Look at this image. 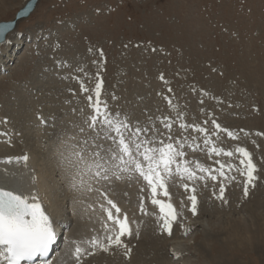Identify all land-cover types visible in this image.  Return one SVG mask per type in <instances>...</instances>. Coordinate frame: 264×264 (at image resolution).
Instances as JSON below:
<instances>
[{
  "label": "rangeland",
  "instance_id": "1",
  "mask_svg": "<svg viewBox=\"0 0 264 264\" xmlns=\"http://www.w3.org/2000/svg\"><path fill=\"white\" fill-rule=\"evenodd\" d=\"M24 1L0 0V21L10 20ZM16 32L17 48H7L13 59L5 57L6 68L0 70V146L8 142L15 155L34 146L48 170L68 174L55 187L60 186L57 198L66 205L74 196L68 186L71 174L82 166L70 168L68 160L75 159L72 153L87 138L79 128L86 127L88 97H94L96 84L101 83V99L112 111H119L120 118L126 115L146 126L151 118L163 133L159 139L167 142L161 121L168 117L175 121L177 139L187 137L191 143V137H196L199 149L193 152L186 145V159L199 161L217 175V180L207 174L205 180L173 177V193L170 182L168 192L176 201L178 215L171 234L166 235L152 216L148 219L149 210L144 214L149 222L148 240L143 243L146 253L142 254L138 240L131 243V252L140 250L141 257L151 261L150 252L161 246L156 239L160 236L165 249L162 261L168 264H264V0H39ZM212 120L235 138L216 129ZM181 122L208 128L213 144L232 151L233 156L208 152L204 134L190 129L189 137V131L179 129ZM236 147L247 149L256 165L254 186L249 185L247 195V177L237 171L244 166ZM85 155L91 162L90 150ZM217 160L235 167H226L221 177ZM86 170L77 171L93 182L86 191L101 188L114 197L113 191L123 185L130 200L134 182L133 191L138 188L134 201L139 194L144 199L148 196L123 172L108 173L113 191L106 188L107 192L102 187L106 182L94 181ZM82 185L75 187L80 186L79 193L85 191ZM193 187L195 214L189 211L188 200ZM92 196L95 193L86 194ZM70 217L65 212L67 221ZM236 233L241 241L233 239ZM250 236L252 242L242 238Z\"/></svg>",
  "mask_w": 264,
  "mask_h": 264
},
{
  "label": "snow or ice",
  "instance_id": "2",
  "mask_svg": "<svg viewBox=\"0 0 264 264\" xmlns=\"http://www.w3.org/2000/svg\"><path fill=\"white\" fill-rule=\"evenodd\" d=\"M81 87L83 91H88L83 84ZM94 93V97H88L90 112L84 120L86 127L79 128V131L87 138L82 141L79 151L72 153L75 159L68 160L69 167L79 168L80 165H84L91 168L94 166L95 175L105 180L109 178L108 173L113 168L122 172L137 173L138 178L145 182V187L150 189L151 203L159 206L160 215L157 220L163 221L162 229L171 234V222L176 220L178 214L171 202L166 203L156 198L158 190H163L164 196L168 197V184L175 176H179L182 181L185 178L193 181L205 180L204 174H207V178L217 180V175H213L210 168L205 167L199 161L193 162L186 159V145L193 152L199 149L196 137H191L189 130L194 129L197 133L204 134L203 142L208 152L227 157H232L233 152H225L223 148L216 147L209 137L208 128L199 124L181 122L179 129L189 131L192 142L188 143V138L183 136L177 139V134L173 132L175 121L168 117L161 121L166 130L167 142H165V139H159L163 133L155 126L151 118H149L150 126H146L139 121L132 122L126 115L120 118L119 111H112L107 101L101 99V83L96 84ZM177 116L183 120L182 113H178ZM212 124L216 129L227 133L229 137L235 138L233 132L226 128L222 129L215 120H212ZM89 150L91 163L85 155ZM235 152L240 154V164L244 166L243 169L238 168L237 171L247 177L244 184V194L247 195L249 185L254 186L256 165L247 149L236 147ZM22 159L27 161L28 157L24 156ZM216 163L219 164L216 172L221 177L225 176L226 167L229 170L235 167L231 163L224 164L219 160ZM197 169L201 173L199 176ZM120 178L116 175V179ZM231 179L234 180L235 177ZM33 181L35 182V177ZM182 186L186 190L189 188L187 183H182ZM191 192L193 194L189 199L192 212L195 214L197 197L194 193L196 189L193 187ZM223 193L224 187L221 184V198ZM105 199L109 207L104 209L107 213L106 220L102 224L104 235H93L87 239L72 241L74 248L71 254L75 257V264H81V257L84 254L92 255L96 249L108 252L113 247H123L126 256L131 251L122 239V237L133 234L127 214H123L121 218V209L111 199L107 197ZM101 207L104 206L101 205ZM140 210L147 214L143 200L140 203ZM56 238L52 214L46 210V205L39 192L25 193L0 187V264H33L35 257H47ZM89 248L92 251H89ZM41 264H52V261L45 259L41 261Z\"/></svg>",
  "mask_w": 264,
  "mask_h": 264
},
{
  "label": "bare ground",
  "instance_id": "3",
  "mask_svg": "<svg viewBox=\"0 0 264 264\" xmlns=\"http://www.w3.org/2000/svg\"><path fill=\"white\" fill-rule=\"evenodd\" d=\"M18 39L19 38L17 36V32H11L7 36L5 42L3 44H1L2 46H4L3 47L4 48L3 49L4 54L3 53L0 54V70L2 68L3 69L6 68V66L4 65V63L6 62L5 57L7 58V60L13 59V56L10 52H8V49H9V45H15L16 46L15 48H17ZM5 52H6V54H5ZM35 146H38V144ZM33 147L25 148L24 151L18 153L17 156H8V155L1 156L2 153H4L5 151H6V153L10 152V155H12L14 152L11 153V149L8 147V142H7V146H4V145L0 146V149H4V150H2V152H0V186L11 188V187H13V184H17V182L22 180V181H25L27 183V188L22 190L23 192L27 193L30 191H35V192L40 193L42 200L46 205L47 211L52 214L53 222L55 224H57L58 227L65 234V236L63 234V238H61V241H62V243H64V246H65V254L57 257V259L54 260V262L52 264H75V257L72 256V254H71L72 250L74 248L72 241H74V240L79 241V240L87 239L93 235H101V236L104 235V229H103L101 222H100L101 215H99L97 212H87L85 202L82 203L81 196H78V193H79L78 191L81 188H80V186H79L80 189L78 188L76 190V188H75L78 185V183L81 182L84 184V186L82 185L81 187H83L86 191V188L88 189V187H90L89 184L91 183L90 185H92L93 182L88 181L90 179L87 175L85 176V172H84V175L82 172L79 174H78V172H76L77 174H75V175L71 174V180L70 181L67 180V181H69L68 186H71V188H73V190H74L73 193H71L73 190L70 191V193L73 194L74 196L71 195V198L69 197V200L66 202V205H64V203H62V201H59V199L57 198V194L60 193L58 191V189H60L59 188L60 186L57 187L58 189H56L55 187L58 185V180L66 179L65 176H69V175L68 174L65 175L66 173L64 174L63 172H61L59 170L56 172L54 169L52 171H51V169L48 170L49 168L48 167L46 168L44 165V164H46V162L45 161L42 162V158L40 156H38V153H39L38 150L35 149L36 147H34V148ZM53 152H55V150ZM59 155H60V153H59ZM6 156H8V157H6ZM24 156L28 157L27 161L22 159ZM51 162H53V161H51ZM57 163H58V161H57ZM53 164L55 165V163H53ZM54 172H55V174H53ZM67 173H70V172H67ZM33 177H35V182L33 181ZM57 177H59V179H57ZM73 183L75 184V187H73L74 186ZM136 183H137V181H136ZM138 184L139 183H137V185ZM134 185H135L134 182H131V189H130L131 197H134V192L138 191V190H136L138 188L134 189L135 191H133ZM92 186H94V185H92ZM139 186L142 189V186L140 184H139ZM92 189H93V187H92ZM56 190L58 191L57 194H56ZM61 193H63L62 190H61ZM63 194H65V193H63ZM65 195H63V196H65ZM139 195H140L139 198L136 197V199H135V200H137L135 202H138L137 206H140L139 203H141V200H143L144 206L147 208V211H149V210L153 211L150 215L148 214L149 215L148 219H150V217L152 216L154 218L156 224H157V222L159 224H162L163 221L157 220L158 216H156L154 209H153V206H151L148 203L147 200H149V198L146 199V196H145V199H144L142 194H139ZM157 195L162 196L165 199L166 203L171 202L174 205L175 210H177L176 209V201L174 200V198H172L171 195H169L168 197H165L163 194V191L161 192V190H158ZM60 196H61V194L59 195V198L62 197V196L61 197ZM108 196H109L108 197L109 199H113L110 193ZM78 198H80L79 201L76 200ZM61 199H63V198H61ZM137 206H136V208H137ZM189 206L191 207V205H189ZM65 212H68V215L71 216L69 219L70 220L69 223H67L69 220L67 221L66 218H64ZM125 213L127 214L128 221H129V224L132 228L133 234L131 236L122 237V239H123L124 243L128 246L129 249H132L131 247H133L131 243H133V241L138 240L140 242V244L142 245L139 249H141V252L143 254L144 253L143 248L145 247V246L143 247V243L148 240L147 234L149 232L146 229V227L149 225V222H148V220H146V218H143L144 220L141 219V221H140V219L134 217V215L131 212L126 211L124 209H121V217H123V214H125ZM145 215H146V213H145ZM153 218H151V221H153ZM172 225H173V223H172ZM175 230H178V229H175ZM137 231H138V235H137ZM165 231L167 232L166 235L169 234V232L167 230H165ZM165 231L163 230L162 232H165ZM174 232H178V231H174ZM162 234H164V233H162ZM166 235H165V237L162 235L164 237V239H162V240L166 239ZM140 236H142V237H140ZM170 236L168 238H170ZM173 236H174V238H177L176 233H173L172 237ZM232 236H233V239H235V241H237V239L241 241L240 235L238 233L233 234ZM158 238H156V239L159 241V244L161 246L157 245L158 247L153 248V251L150 252L152 254V255L150 254V257H152V259L150 258L151 261H149V262L145 259V256L141 257L140 250L138 252L134 251L133 253L130 251V253L126 256L124 254L125 249L123 247H113L108 252H105L101 249H96L92 255L84 254L81 257V264H168V262L165 263L164 261H162V259L165 258V256H164L165 255V249L162 247V244L160 243V238H162V237H160L159 239ZM242 238H244V240L246 242L251 241V236L247 237V238L246 237H242ZM154 239H152V240H154ZM157 240H156V242H157ZM151 243H153V242H151ZM89 251H92V250L89 248ZM145 251H147V250H145ZM147 252L149 253V251H147ZM150 262H153V263H150Z\"/></svg>",
  "mask_w": 264,
  "mask_h": 264
},
{
  "label": "water",
  "instance_id": "4",
  "mask_svg": "<svg viewBox=\"0 0 264 264\" xmlns=\"http://www.w3.org/2000/svg\"><path fill=\"white\" fill-rule=\"evenodd\" d=\"M38 1L39 0H26L24 5L16 11L11 20L0 21V43L4 42L7 35L16 29L18 22L26 19L30 13L35 10Z\"/></svg>",
  "mask_w": 264,
  "mask_h": 264
}]
</instances>
